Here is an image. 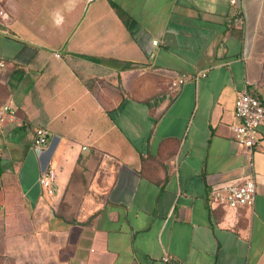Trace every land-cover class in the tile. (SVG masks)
Here are the masks:
<instances>
[{"label":"crops","instance_id":"0c3cea01","mask_svg":"<svg viewBox=\"0 0 264 264\" xmlns=\"http://www.w3.org/2000/svg\"><path fill=\"white\" fill-rule=\"evenodd\" d=\"M240 1L243 28L230 0H0V105L18 109L0 132L1 258L264 264V125L252 165L231 129L239 92L264 101V0ZM250 176L252 207L210 204Z\"/></svg>","mask_w":264,"mask_h":264},{"label":"built area","instance_id":"2783aa9c","mask_svg":"<svg viewBox=\"0 0 264 264\" xmlns=\"http://www.w3.org/2000/svg\"><path fill=\"white\" fill-rule=\"evenodd\" d=\"M233 7L232 21L243 28L245 26V15L240 0H230ZM2 14H4L2 12ZM158 40H153L157 44ZM60 56L59 53L56 54ZM6 67L5 60L0 57V69ZM206 73H198L194 76H180L171 80L170 87L179 89L184 83ZM17 107L4 103L0 105V132L7 124L17 120ZM234 116L236 122L231 125L233 138L244 148L253 164L255 148L260 142L259 128L264 125V101L253 95L249 90L239 92L235 98ZM49 143V131L40 127L35 131L33 138V149L39 154L46 152ZM38 182L42 193L49 198L51 204L55 206L59 195L57 181V171L52 166L50 158H46L38 177ZM258 181L253 177H247L239 183L216 187L209 194V202L212 206H222L229 209L250 208L255 203ZM169 256H163V260L168 262Z\"/></svg>","mask_w":264,"mask_h":264},{"label":"trees","instance_id":"16d2710c","mask_svg":"<svg viewBox=\"0 0 264 264\" xmlns=\"http://www.w3.org/2000/svg\"><path fill=\"white\" fill-rule=\"evenodd\" d=\"M111 4L116 9L117 13L121 16V18L123 19V21L126 24H128L129 23V16L126 14V12L119 5H117L114 1H111Z\"/></svg>","mask_w":264,"mask_h":264},{"label":"rangeland","instance_id":"374dc122","mask_svg":"<svg viewBox=\"0 0 264 264\" xmlns=\"http://www.w3.org/2000/svg\"><path fill=\"white\" fill-rule=\"evenodd\" d=\"M0 264H8L3 258L0 257Z\"/></svg>","mask_w":264,"mask_h":264}]
</instances>
